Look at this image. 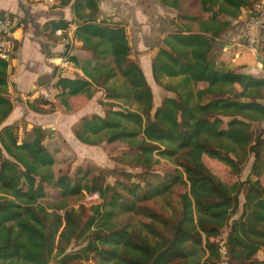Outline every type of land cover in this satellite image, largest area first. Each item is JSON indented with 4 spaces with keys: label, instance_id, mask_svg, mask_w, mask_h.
<instances>
[{
    "label": "trees",
    "instance_id": "trees-1",
    "mask_svg": "<svg viewBox=\"0 0 264 264\" xmlns=\"http://www.w3.org/2000/svg\"><path fill=\"white\" fill-rule=\"evenodd\" d=\"M71 1L75 38L90 53L72 58L87 78L59 77L56 100L31 107L70 114L103 91L104 112L72 130L117 165L56 170L48 129L5 124L14 103L0 58V264H217L224 226L230 264H264V76L219 60L216 44L261 0H161L177 15L151 62L153 80L171 92L160 105L126 28L98 20L96 0L62 4Z\"/></svg>",
    "mask_w": 264,
    "mask_h": 264
},
{
    "label": "crops",
    "instance_id": "crops-1",
    "mask_svg": "<svg viewBox=\"0 0 264 264\" xmlns=\"http://www.w3.org/2000/svg\"><path fill=\"white\" fill-rule=\"evenodd\" d=\"M99 10L98 20L123 25L132 46V56H138L143 70L146 68L152 77V57L157 53L158 41L168 31L175 29L171 20L177 11L161 0H96ZM9 15L17 22L16 49L9 61V96L14 103L13 112L5 124L19 123L21 131L24 125L28 128L42 126L59 130L67 143L82 145L74 135L72 126L82 116L90 114L92 108L103 91H99L87 105L74 113H65L61 108L57 111L43 114L31 107L36 95L37 86L57 80L59 77L87 78L78 63V72L74 75H63L48 58L62 52L80 59L87 58L89 51L83 49V43L75 38L67 39L66 34L60 35L58 29L47 27L51 22H68L76 24L77 15L73 1L54 7L36 4L28 0H0V16ZM252 15L251 8H243L239 18L232 20L231 27L221 36V42L226 43L219 53L218 59L228 62L239 72L264 76V28L259 33L258 53L251 50L245 41L243 28ZM77 28V24H76ZM98 103V102H97ZM97 113H99L97 111ZM43 119L52 121L43 124ZM85 145V144H84Z\"/></svg>",
    "mask_w": 264,
    "mask_h": 264
},
{
    "label": "built area",
    "instance_id": "built-area-1",
    "mask_svg": "<svg viewBox=\"0 0 264 264\" xmlns=\"http://www.w3.org/2000/svg\"><path fill=\"white\" fill-rule=\"evenodd\" d=\"M36 4L57 6L61 0H28ZM16 28L17 22L9 15L0 16V58L10 61L16 49ZM264 28V0L254 4L252 15L249 17L243 28V35L246 43L252 51L258 53L259 33ZM76 30V24H70L67 29H58L60 35L66 34L67 39H72ZM49 62L55 65L63 75H74L78 72V64L68 54L55 53L48 58ZM80 68V67H79ZM37 98L46 101H55L58 89L55 80L47 84L37 86L34 89ZM98 194L89 195L88 199H97ZM220 260L217 264H230L229 251L227 248V233L219 239Z\"/></svg>",
    "mask_w": 264,
    "mask_h": 264
},
{
    "label": "rangeland",
    "instance_id": "rangeland-1",
    "mask_svg": "<svg viewBox=\"0 0 264 264\" xmlns=\"http://www.w3.org/2000/svg\"><path fill=\"white\" fill-rule=\"evenodd\" d=\"M146 73H148V80L150 82V84L152 85L153 91H154V100H155V104L156 105H160L161 102L163 101V99L168 96L171 95V92H168L167 90H165L164 88L158 86L155 81L153 80V77H151L150 72L148 70V67L146 68ZM103 95V94H102ZM99 99L97 98V102L95 104H93L94 106L92 108H90L89 110H91V113H96L97 111L99 113H103L105 109V106H103L102 104L99 103ZM51 124L52 121H47L46 119H43V124L47 125V124ZM48 130V134H49V138L47 140V143L49 145V147L56 151L55 152V156H56V164H55V168L56 170L59 169H65L67 171H71V173H73L76 169V167L80 164L87 166V164H95L101 167H114L117 164L110 159V157H108L107 152L105 151L103 145L102 146H89V145H74V147L70 146L69 144H67V147L63 142L60 143L58 142V140L56 139L55 135H53V132L57 131H51L52 129L47 128ZM59 132V130H58ZM54 139V140H52ZM63 145V148L60 147ZM252 161L253 158H251V160L245 165L241 179L245 180L251 170V165H252ZM164 163H166L164 160H162L161 162V166L164 167ZM167 164V163H166ZM172 165V164H170ZM173 166V165H172ZM212 166L215 168V170L220 173L224 178H227L228 180L232 179V176L229 175L227 168L219 163H212ZM135 171V170H134ZM88 197L85 198V200H89ZM241 204H240V209L237 212L236 216L240 214L242 208V203L244 201V195H241ZM84 200L80 199V201ZM95 200V199H92ZM79 201V202H80ZM73 202V201H72ZM78 203H76L77 205ZM218 222H222V219H217ZM228 227L224 226L222 228V234H225L227 232ZM259 257L264 259V252H260ZM54 264V263H52Z\"/></svg>",
    "mask_w": 264,
    "mask_h": 264
},
{
    "label": "water",
    "instance_id": "water-1",
    "mask_svg": "<svg viewBox=\"0 0 264 264\" xmlns=\"http://www.w3.org/2000/svg\"><path fill=\"white\" fill-rule=\"evenodd\" d=\"M217 45L221 46V47H225L227 44L224 42H216Z\"/></svg>",
    "mask_w": 264,
    "mask_h": 264
}]
</instances>
